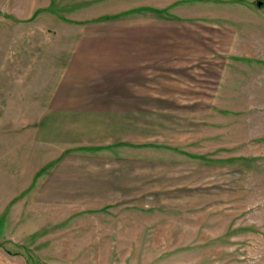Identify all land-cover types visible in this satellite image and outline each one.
I'll return each instance as SVG.
<instances>
[{"label":"rangeland","instance_id":"rangeland-1","mask_svg":"<svg viewBox=\"0 0 264 264\" xmlns=\"http://www.w3.org/2000/svg\"><path fill=\"white\" fill-rule=\"evenodd\" d=\"M0 264H264V0H0Z\"/></svg>","mask_w":264,"mask_h":264},{"label":"crops","instance_id":"crops-1","mask_svg":"<svg viewBox=\"0 0 264 264\" xmlns=\"http://www.w3.org/2000/svg\"><path fill=\"white\" fill-rule=\"evenodd\" d=\"M120 62H122V61H118V63H120ZM122 63H124V61H123ZM122 63H121V64H122ZM128 64H129V63H128ZM126 94H128V93H119V97L114 96L113 99L119 98V100L117 101V104H119L120 106L125 105L127 102H128V104H129V101H128V100L123 101V99L126 98V97H125ZM62 102H63V101H62ZM62 102H61V103H62ZM74 103L77 104V105L83 104V103H81V102H78L77 100H75V102H71V104H73V105H74ZM102 104H103V103H102ZM79 108H81V107H79ZM108 111H109V110H107L106 108H101L99 112H97V111H92V112H90V114H93V113H94L93 115H102V114H103V115H106V114H109ZM86 113H89L88 110H85L84 112H82V110H79L78 112H73V114H86ZM126 113H129V112H126ZM91 183H92V182H91ZM102 183H103V181H102V182L96 181V184H97L98 186L95 187V189L92 188V187L89 188V190H88L87 193H91V194L95 193L96 195L103 194V191H104L105 189L103 188ZM106 183H109V185L121 184V183H119V182H117V181H116V182H113V181H111V180H108ZM87 184L90 185L89 182H87ZM87 184H85V185H87ZM91 185H93V184H91ZM94 190H95V192H94ZM115 190H116V189H115ZM115 190H113V191H115ZM100 196H101V195H100ZM95 199H96V200H101L102 197H96Z\"/></svg>","mask_w":264,"mask_h":264}]
</instances>
